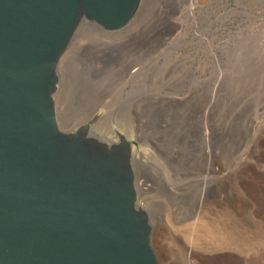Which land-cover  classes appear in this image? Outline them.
<instances>
[{
  "label": "rangeland",
  "instance_id": "obj_1",
  "mask_svg": "<svg viewBox=\"0 0 264 264\" xmlns=\"http://www.w3.org/2000/svg\"><path fill=\"white\" fill-rule=\"evenodd\" d=\"M58 77L63 131L94 119L102 139L139 143L158 264H217L213 239L186 236L202 220L264 264V0H141L120 29L84 22Z\"/></svg>",
  "mask_w": 264,
  "mask_h": 264
},
{
  "label": "water",
  "instance_id": "obj_2",
  "mask_svg": "<svg viewBox=\"0 0 264 264\" xmlns=\"http://www.w3.org/2000/svg\"><path fill=\"white\" fill-rule=\"evenodd\" d=\"M141 0H0V264H158L138 203L139 143L57 121L58 64L80 26ZM97 118V117H96Z\"/></svg>",
  "mask_w": 264,
  "mask_h": 264
},
{
  "label": "bare ground",
  "instance_id": "obj_3",
  "mask_svg": "<svg viewBox=\"0 0 264 264\" xmlns=\"http://www.w3.org/2000/svg\"><path fill=\"white\" fill-rule=\"evenodd\" d=\"M201 222L202 223L199 225L196 232H187L186 236L189 238L191 236L194 239H197L198 237H204L205 239L208 237L213 239V243L220 246V249L216 248L217 250H214L212 253L217 264H249L246 256L243 254H238L230 249L222 248L231 238L229 231L222 222H219L218 220H202Z\"/></svg>",
  "mask_w": 264,
  "mask_h": 264
}]
</instances>
